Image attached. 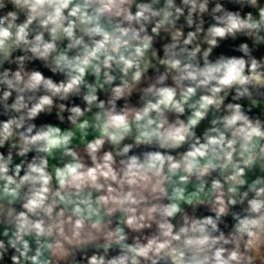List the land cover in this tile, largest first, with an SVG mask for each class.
<instances>
[{
    "label": "clouds",
    "instance_id": "1",
    "mask_svg": "<svg viewBox=\"0 0 264 264\" xmlns=\"http://www.w3.org/2000/svg\"><path fill=\"white\" fill-rule=\"evenodd\" d=\"M0 264H264V0H0Z\"/></svg>",
    "mask_w": 264,
    "mask_h": 264
}]
</instances>
